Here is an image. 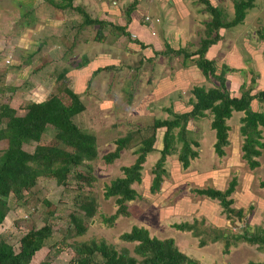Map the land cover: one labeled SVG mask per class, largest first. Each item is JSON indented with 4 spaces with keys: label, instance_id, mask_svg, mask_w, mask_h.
I'll list each match as a JSON object with an SVG mask.
<instances>
[{
    "label": "rangeland",
    "instance_id": "1",
    "mask_svg": "<svg viewBox=\"0 0 264 264\" xmlns=\"http://www.w3.org/2000/svg\"><path fill=\"white\" fill-rule=\"evenodd\" d=\"M51 1L0 0V72L10 69V77L5 79L14 86H21L26 80L24 103L16 101L21 105L16 113L25 111L24 105L29 102L43 101L52 95L69 101L64 90L66 85L81 93L85 102V111L76 115L74 121L84 131L96 135L97 155L84 161L90 165L95 178L92 186L85 184L82 190L97 200L98 210L87 222L85 235L71 236L67 241L77 245L104 239L118 249L127 247L136 255L137 241L122 237L136 224L149 228L151 235L174 238L183 252L198 258L201 264L263 261L264 245L243 237L246 231L257 234L259 230L264 234V147L256 157L259 165L250 167L241 148L244 137L239 125L245 114L243 110L234 111L226 121L228 144L222 148V156L214 148L216 136L210 125L211 113L205 118L190 120L188 128L200 144L196 147L198 156L183 168L175 153L168 154L161 188L153 191V168L161 155L165 130L164 126L158 127L155 147L142 163L143 180L133 183L138 195L127 201L129 214L119 216L114 225L104 219L119 206L116 195L105 196L106 185L115 177L124 176L122 165L135 161L138 153L134 150L141 144L140 138L151 132L147 127L155 118H170L174 112L191 111L196 86H219V80L203 74L197 65L198 56L186 58L184 53L166 50L171 46L174 50L194 52L201 47V40L206 37L205 23L211 19L205 4L199 0H137L133 9H129L133 0H73L74 7H81L93 18L125 25V30L130 32L127 35L110 24L88 23L78 28L83 22V13L75 8L55 7L53 2L58 0ZM209 1L223 10L224 20L234 17V0ZM259 30H264V0H255L241 22L219 30L223 39L212 44L206 54L217 62L218 73L223 64L229 67L226 86L233 95H240L247 88L261 87L260 65L264 66V54ZM143 32L154 38L142 35ZM87 59L88 67L78 65ZM65 69L75 72L69 80L59 81L58 74ZM19 70L24 74L21 79H15ZM88 71L92 73L88 74L89 79L84 75ZM8 94L0 91V105L11 101ZM252 107L264 111V102L261 106V102L255 101ZM259 127L264 140V126ZM137 128L141 129L140 133L135 132L119 156L107 161L104 155L115 148L116 139ZM39 143H54V131L50 127ZM37 144L32 140L23 147L32 150ZM5 146L6 141L0 139V153ZM234 178L237 185L230 198L234 199L232 207L242 208V217L236 211L228 216L219 200L198 192L208 187L224 191ZM36 184L24 190L22 202L13 192L10 194L11 207L0 223V236L18 248L21 236L28 229L51 222V238L28 264H40L46 259L51 264H71L76 249L68 247L57 254L54 244L65 235L69 214L78 209L74 200L78 184L73 181L68 186L60 185L44 175ZM45 200L52 206L47 207ZM52 209L55 210L48 218L47 210ZM177 224L191 227L182 229ZM239 233L243 238L236 242ZM205 243L207 247H203Z\"/></svg>",
    "mask_w": 264,
    "mask_h": 264
},
{
    "label": "trees",
    "instance_id": "2",
    "mask_svg": "<svg viewBox=\"0 0 264 264\" xmlns=\"http://www.w3.org/2000/svg\"><path fill=\"white\" fill-rule=\"evenodd\" d=\"M199 1L205 4L206 11L211 14V19L205 23L206 37L201 40V47L194 52H187L186 49L181 48L174 50L171 46L166 50L170 51L171 49L179 54L184 53L186 58L198 56L197 65L203 74L206 78L215 77L219 80V86L211 88L196 86L193 89L195 100L191 99L193 105L191 111L180 114L174 112V116L170 118H155L151 126L147 127L151 132L140 138L141 144L134 150L138 153L135 161L129 165H122L124 176H117L106 185L105 196L116 195L119 204L116 212L104 217L106 222L112 223L111 225H114L113 222L119 216L129 214L127 201L138 195L133 183L143 180V176H141L142 163L145 161L147 153L154 149L155 131L158 127L164 126L165 130L162 137L163 146L160 148L161 155L153 168L155 173L151 185L153 191L161 188L164 180L163 174L167 171L164 162L168 154L175 153L183 168H187L190 165V160L198 156L196 147H199L200 144L192 136L193 132L189 130L188 123L190 120L205 118L210 113L213 116L210 125L216 136L214 148L216 153L222 156L224 153L222 148L228 144L229 125L226 121L231 119L234 111L243 110L245 112L239 125V131L244 137L241 145L242 155L250 167L254 168L259 165V160L256 157L261 154V148L264 147V140H261L262 130L259 127L264 126V111L253 108L252 103L254 99L257 102H264V88L254 93L252 92L253 88H247L240 95H233L226 86V72L229 67L223 64V69L218 73L217 62L206 57L210 46L223 39L219 30L241 22L247 8L252 7L255 0H234V17L228 20L223 19V10L212 5L209 0ZM72 2L73 0H58L53 2V5L61 9L75 8L81 11L84 19L78 28L88 23L99 26L110 24L113 28H119L122 33L130 34L128 30H125V25H114L104 19L93 18L81 7H74ZM136 2L137 0H133L128 8L133 9ZM259 32L261 38L264 39V30H259ZM135 40L145 45L139 38ZM88 60H84L78 65H86ZM67 74V69L60 72L58 80L61 81L65 78L69 80ZM64 90L69 101H64L59 95H52L41 102H29L26 112L23 114L16 113V108L10 104L2 103L0 105V139L6 141V146L0 153V223L4 221L11 207L10 194L13 192L17 200L22 202L24 190L35 187L37 179L41 175L54 178L56 183L64 186L76 181L78 188L74 200L78 209L69 214L67 231L61 240L54 244L57 254L62 253L63 249L68 247L76 249V258L72 259L71 264H201L198 258L183 252L174 238L151 235L149 228L136 224L130 231L122 234L126 240L137 241L136 255H132L129 248L118 249L104 239L99 242L92 240L90 243L77 245L67 241L71 236H84L88 230L87 222L95 217L98 210L97 200L86 195V190H82L83 185L92 186L94 183L95 176L91 172V167L84 161L92 160L97 155V147L96 135L93 132L84 131L74 121L75 116L86 109L81 93L75 91L70 85H66ZM49 127L54 131V143H39ZM140 130L137 128L127 135L118 137L115 148L104 155L105 159L112 161L119 156L121 149L129 145L135 132L140 133ZM32 140L38 142L32 150L23 147L25 143ZM81 166L87 169H81ZM236 185L237 178H234L224 191L208 187L198 189V192L219 200L228 216L236 211L242 217L244 215L242 208L232 207L234 199L230 198ZM262 186H264V181H262ZM44 202L47 207L52 206L49 201L45 200ZM54 210H47L48 218L52 216ZM80 210L84 213H79ZM176 226L182 229L191 227L187 224H177ZM262 230L264 231V228ZM243 233H245L243 237L246 240L260 242L264 245V236H261L264 234L259 233V230L257 234L256 232L255 234L247 233V231ZM52 234L53 227L51 222L47 221L40 228L28 229L21 236L18 248L16 244L0 236V264H28L34 254L46 246L47 240L51 238ZM243 237L240 233L236 235V242ZM59 243L62 244L56 247ZM83 256L85 259H80ZM40 264H51V260L46 259ZM247 264H264V260L250 261Z\"/></svg>",
    "mask_w": 264,
    "mask_h": 264
},
{
    "label": "crops",
    "instance_id": "3",
    "mask_svg": "<svg viewBox=\"0 0 264 264\" xmlns=\"http://www.w3.org/2000/svg\"><path fill=\"white\" fill-rule=\"evenodd\" d=\"M138 28V27H137ZM140 29V28H139ZM140 30H142V29H140ZM142 35H145V36H147V37H150V35L151 34H146L145 32H143V34ZM151 37H152V35H151ZM152 38H154V35H153V37ZM262 45H263V49H262V52H263V54H264V39H262ZM147 46V45H146ZM159 51V50H158ZM253 51H255V50H253ZM91 61V60H90ZM89 64V62L86 64V67H88L87 65ZM261 67H260V69L262 70V71H260V80H262V83H261V87H258V88H253V93L254 92H257L258 90H260V89H263L264 88V66H263V64L262 65H260ZM6 67H8V66H6ZM17 67H22V65L21 66H17ZM17 67H15V68H17ZM18 69V68H17ZM17 69H12L13 70V72L15 71V70H17ZM89 71L91 70L90 68L88 69ZM89 71L88 72H86L84 75H86L87 74V77H88V79H89V76H88V74H92V73H89ZM11 71H10V69H5L4 71H3V73L2 72H0V73H2V74H0V82H2L3 83V86L0 88V91H2V93H3V95H4V92L6 93V94H8V91H10L11 93L10 94H8L9 95V97H10V102H6L7 104H10L11 106H13V107H15L16 108V110L18 109V107L19 106H21L18 102H16L18 99V101L20 102V103H24V98H25V96H24V92L26 91V90H24L23 88L26 86V84H25V82H26V80H25V82H24V84L23 85H21V86H14V85H12L11 83H7L6 81V77H10V73ZM73 72H75V70H73V71H71V70H69V72H68V74H67V76L68 77H71V75L73 74ZM23 74H24V72L22 71V70H19L17 73H16V78L15 79H21L22 78V76H23ZM50 76V78L52 79V77H53V75L51 74V75H49ZM86 78V77H85ZM57 79V78H56ZM55 79V80H56ZM44 101V100H43ZM256 101V99H254V101H253V103H252V105L254 104V102ZM37 102H41V101H37ZM257 102V101H256ZM3 103H5V102H3ZM26 104V103H25ZM22 106H23V104H22ZM25 107H26V105H24ZM261 106H262V102H261ZM24 112H26V110L25 111H23V112H20V113H18V114H23ZM153 147H155L154 146V143H153ZM156 149V148H155ZM204 245H206V246H203V247H207V243H205ZM231 260L230 261H228V264H231Z\"/></svg>",
    "mask_w": 264,
    "mask_h": 264
}]
</instances>
